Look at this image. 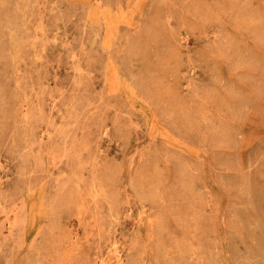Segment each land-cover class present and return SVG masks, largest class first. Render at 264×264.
I'll list each match as a JSON object with an SVG mask.
<instances>
[{
    "label": "rangeland",
    "instance_id": "obj_1",
    "mask_svg": "<svg viewBox=\"0 0 264 264\" xmlns=\"http://www.w3.org/2000/svg\"><path fill=\"white\" fill-rule=\"evenodd\" d=\"M0 264H264V0H0Z\"/></svg>",
    "mask_w": 264,
    "mask_h": 264
}]
</instances>
